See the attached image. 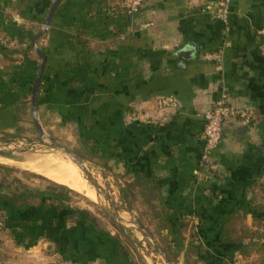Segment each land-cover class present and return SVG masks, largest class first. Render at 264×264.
Listing matches in <instances>:
<instances>
[{
	"label": "crops",
	"instance_id": "obj_1",
	"mask_svg": "<svg viewBox=\"0 0 264 264\" xmlns=\"http://www.w3.org/2000/svg\"><path fill=\"white\" fill-rule=\"evenodd\" d=\"M53 1L0 0V130L36 121L79 141L89 156L109 159L127 183L148 189L176 226L184 217L215 221L250 199L264 179V0H228L226 22L201 11L220 0H148L123 25L122 0H60L35 41L46 61L33 116L40 59L29 45ZM207 52L219 58L207 59ZM169 94L178 105L159 110L156 97ZM221 97L250 120L227 116L205 162L203 115ZM116 152L128 170L110 157ZM196 232L204 247L218 236L216 228ZM34 238L23 245L33 264H141L88 232L72 231L65 254L51 239Z\"/></svg>",
	"mask_w": 264,
	"mask_h": 264
},
{
	"label": "rangeland",
	"instance_id": "obj_2",
	"mask_svg": "<svg viewBox=\"0 0 264 264\" xmlns=\"http://www.w3.org/2000/svg\"><path fill=\"white\" fill-rule=\"evenodd\" d=\"M42 131L46 138L41 137L35 126L28 123V120H23L20 126L12 131L0 130V149L9 150L16 155L25 154L20 161L0 156V182L5 185L6 190L2 191L6 194L13 192L16 188H43L48 185L51 186V181L55 182L19 164V162H24V159H27L29 155L35 153L53 152L61 154L50 143V140H54L58 145L86 158V165L92 174L113 197L120 215V221L129 229L128 234L123 232L115 223L113 209L104 193L102 191L97 193L82 171L80 173L87 184L89 183L88 185H91L95 190L98 200L90 199L83 191L72 189L69 204L73 207L90 210L97 219V226L110 234L112 240L107 234L102 237L109 238L116 248H119L124 254L129 255L139 263L165 264L156 246L151 239L146 240L144 235L137 230L135 222L157 240L165 250L171 264H208V255L212 252L213 255H218L221 260H227L229 264H264V248L259 246L248 247L249 252L247 254H240L239 247L234 245L228 250L221 251H212L210 248L208 253L204 252L206 245L205 247L202 245L200 252L203 251V256L202 259L199 258L197 247L199 238L196 232L199 221H196L195 218L184 217L185 220L177 227L176 239L172 240L165 230L163 217L158 212L160 208L156 206V202H152L148 189L135 185L133 182V184L127 183V177L119 175L109 159L104 162L98 156H89L79 141L66 140L64 139L65 135L53 134L43 129V127ZM68 135L71 137V134ZM247 197L252 200V205L264 206V179L260 180L247 193ZM226 228V235L229 237L245 236L253 231L264 232V221L258 220L248 212L236 211L227 222ZM243 241H247V238H244ZM23 245L28 246L29 244L16 243L14 234L6 224L2 211H0V263L33 264L32 252L25 251ZM40 247L42 252L45 251L43 242L40 243ZM15 249L19 250V254L15 253ZM23 257H25L24 261L22 260Z\"/></svg>",
	"mask_w": 264,
	"mask_h": 264
},
{
	"label": "trees",
	"instance_id": "obj_3",
	"mask_svg": "<svg viewBox=\"0 0 264 264\" xmlns=\"http://www.w3.org/2000/svg\"><path fill=\"white\" fill-rule=\"evenodd\" d=\"M128 15L126 12L124 15H120L121 25L126 24ZM41 51L43 52V50ZM110 157L123 161L128 170L126 158L120 153H113ZM260 174H264V162ZM50 184L51 186L48 185L43 188H16L13 192L6 194L2 191L6 190L5 185L0 182V211L4 215L6 224L11 228L17 244H31L35 239L34 236H44L51 239L55 243L56 249L65 254V250L69 245V236L74 230L88 232L91 235L104 236V234H107L112 240L110 234L97 226V219L90 210L73 207L69 204L72 189L52 181ZM259 206L252 205L251 199L243 200L242 204H238L229 211L222 213L215 221L200 222L197 225V230L216 228L218 232L216 240L212 242L210 247H206L204 252L208 253L210 248L212 251L228 250L232 245L239 247L240 254H247L249 252L248 247L259 246L264 248V232L253 231L248 235L238 237L226 235V224L236 211L248 212L258 220L264 221V206ZM163 217L170 238L175 240L177 227L180 225L176 226V223L167 219L165 214ZM244 238H247V241L244 242ZM201 246L202 244L199 242L197 246L199 249L198 256L202 259ZM216 256L218 255H213V252L210 253L207 263L229 264L227 260L223 261L219 256Z\"/></svg>",
	"mask_w": 264,
	"mask_h": 264
},
{
	"label": "built area",
	"instance_id": "obj_4",
	"mask_svg": "<svg viewBox=\"0 0 264 264\" xmlns=\"http://www.w3.org/2000/svg\"><path fill=\"white\" fill-rule=\"evenodd\" d=\"M146 1L148 0H122V9L128 14H134ZM201 11L222 22H226L228 17V0H220L206 4L201 8ZM260 33L264 34V27L260 29ZM204 56L207 59L219 58V54L215 52H207ZM155 102L159 110L175 108L178 105L176 97L171 94L159 95L156 97ZM229 115L239 116L246 123L250 120L248 113L232 108L224 97L217 99L204 112V124L201 133L203 139L201 159L203 161H210L212 152L221 139L223 122Z\"/></svg>",
	"mask_w": 264,
	"mask_h": 264
},
{
	"label": "water",
	"instance_id": "obj_5",
	"mask_svg": "<svg viewBox=\"0 0 264 264\" xmlns=\"http://www.w3.org/2000/svg\"><path fill=\"white\" fill-rule=\"evenodd\" d=\"M60 2V0H54L52 2V4L50 5L49 11L45 17V21L44 24L42 26V28L32 37V39L30 40V47L36 52V54L38 55L39 59H40V63H39V68L37 71V74L35 76L32 88H31V97H30V103H31V113L33 116H35V111H36V105H37V100H36V92L44 71V67H45V61H46V57L44 55V53L36 47L35 45V41L48 30V27L51 23V18L52 15L54 13V10L56 9V7L58 6V3ZM179 55H182L183 57H188L189 53L187 50H180L177 52ZM35 126H36V130L38 131L39 135L41 137L46 138V136L44 135L42 129L40 128V126L38 125V123H36L35 121ZM248 128V125H243L239 128L240 131H243L245 129ZM50 143L52 145H54L55 149L58 150L62 155H64L65 157L71 159L74 163H76L80 168H82V170L85 172V176L87 178V181L96 189L97 193L98 191H102L104 193V196L106 197L107 201L109 202L110 206L113 209V219L115 221V223L118 225V227L125 233L128 234V227L126 225H124L121 221H120V215L119 212L116 208V203L113 199V197L111 196L110 192L104 188L99 181L96 179V177L92 174V172L90 171L89 167L86 165V158H84L83 156H81L80 154L74 153L70 150H68L67 148L58 145L54 140H50ZM0 156L8 158V159H14V160H22L23 157L25 156V154H20V155H16L14 153H12L9 150L6 149H0ZM135 224L137 225V230L144 235V237L146 238V240L151 239L152 243L156 246L157 250L159 251L160 255L162 256L165 264H171L167 254L165 252V250L163 249V247L157 242V240L147 231H145L142 226L138 225L137 222H135ZM130 238H132L129 235ZM136 241V240H135ZM138 241V240H137Z\"/></svg>",
	"mask_w": 264,
	"mask_h": 264
},
{
	"label": "bare ground",
	"instance_id": "obj_6",
	"mask_svg": "<svg viewBox=\"0 0 264 264\" xmlns=\"http://www.w3.org/2000/svg\"><path fill=\"white\" fill-rule=\"evenodd\" d=\"M19 164L73 190L83 191L90 199L98 198L95 190L80 173H85L82 168L64 155L53 152L35 153Z\"/></svg>",
	"mask_w": 264,
	"mask_h": 264
}]
</instances>
